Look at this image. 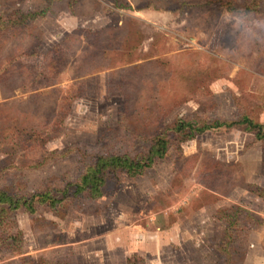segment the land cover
I'll return each instance as SVG.
<instances>
[{
	"label": "rangeland",
	"instance_id": "rangeland-1",
	"mask_svg": "<svg viewBox=\"0 0 264 264\" xmlns=\"http://www.w3.org/2000/svg\"><path fill=\"white\" fill-rule=\"evenodd\" d=\"M245 13L264 0H0V264H264V139L174 131L264 127V46L223 56ZM158 136L143 174L78 188Z\"/></svg>",
	"mask_w": 264,
	"mask_h": 264
},
{
	"label": "trees",
	"instance_id": "trees-1",
	"mask_svg": "<svg viewBox=\"0 0 264 264\" xmlns=\"http://www.w3.org/2000/svg\"><path fill=\"white\" fill-rule=\"evenodd\" d=\"M25 15L30 18H34L35 16L32 13H27ZM239 124H246L245 129L254 131L257 139H264V127L259 123L250 120L248 117H243L240 121L231 124L217 122L213 125H203L198 127L194 126L192 122L180 118L174 125V131H176L181 139L185 141L193 139L197 134L212 127L233 126ZM167 143V140H165L163 136L155 137L150 146V150L142 158H130L126 155H100L97 157L96 163L86 169L77 186L81 190L87 189L92 197L99 198L102 195L101 187L105 182V171L107 169L111 168L113 171L120 170L121 173L126 174L128 177L139 176L156 161L163 158L168 148ZM64 191H67V189H64ZM40 196V200L50 198L49 193H42ZM33 197L34 196H31V199H33ZM17 203H19L18 199L13 198L7 191H0V204H9V206L17 208ZM27 207L30 208L31 205H28ZM12 241L16 242V239H12ZM127 262L130 264V261Z\"/></svg>",
	"mask_w": 264,
	"mask_h": 264
},
{
	"label": "clouds",
	"instance_id": "clouds-1",
	"mask_svg": "<svg viewBox=\"0 0 264 264\" xmlns=\"http://www.w3.org/2000/svg\"><path fill=\"white\" fill-rule=\"evenodd\" d=\"M236 26L241 29V35L239 38L240 47L235 50L225 49L223 56L226 58L231 55H239L240 53H249L255 48L258 42L261 46H264V35H261V31H264V18H255L248 16L247 13L238 18ZM241 71H250L247 63L240 66Z\"/></svg>",
	"mask_w": 264,
	"mask_h": 264
},
{
	"label": "crops",
	"instance_id": "crops-1",
	"mask_svg": "<svg viewBox=\"0 0 264 264\" xmlns=\"http://www.w3.org/2000/svg\"><path fill=\"white\" fill-rule=\"evenodd\" d=\"M139 244H140V243H137V245H139ZM135 245H136V244H135ZM143 247H145V246H143ZM143 247H142V248H143Z\"/></svg>",
	"mask_w": 264,
	"mask_h": 264
}]
</instances>
